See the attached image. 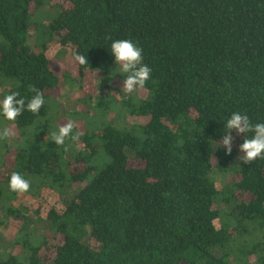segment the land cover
<instances>
[{
  "label": "trees",
  "instance_id": "16d2710c",
  "mask_svg": "<svg viewBox=\"0 0 264 264\" xmlns=\"http://www.w3.org/2000/svg\"><path fill=\"white\" fill-rule=\"evenodd\" d=\"M115 39L152 69L134 93ZM71 83L79 135L56 146ZM31 86L39 115L0 118V264H264V158L217 142L232 112L264 122V0H0V97Z\"/></svg>",
  "mask_w": 264,
  "mask_h": 264
},
{
  "label": "clouds",
  "instance_id": "9594fccd",
  "mask_svg": "<svg viewBox=\"0 0 264 264\" xmlns=\"http://www.w3.org/2000/svg\"><path fill=\"white\" fill-rule=\"evenodd\" d=\"M106 48L114 63V68L109 76L120 75L123 77L121 89L127 93H134L150 81L152 69L144 63V50L137 42L129 39H115ZM75 59L82 66L89 64L87 53L75 54ZM100 81L103 80L100 79ZM45 104L46 98L43 92L35 86H31L28 96H21L19 92L12 91L0 97V118L5 121H15L25 111L39 115ZM223 123L224 135L217 142L218 148H222L226 155L232 153L234 140L232 132H235L244 136L243 142L239 144V151L243 154L237 157L242 164L264 158V122L253 123L248 114L236 111L232 112ZM74 128L75 124L72 122L56 128H49L46 136L50 137L48 142H52L56 146H63L68 139L75 141L79 134L74 133ZM8 187L13 192L23 193L30 189V183L21 173L13 172L8 179Z\"/></svg>",
  "mask_w": 264,
  "mask_h": 264
},
{
  "label": "rangeland",
  "instance_id": "374dc122",
  "mask_svg": "<svg viewBox=\"0 0 264 264\" xmlns=\"http://www.w3.org/2000/svg\"><path fill=\"white\" fill-rule=\"evenodd\" d=\"M30 43H32V39L30 41ZM78 94V87L77 85H75L74 83L71 84H62V88L61 91L59 93L58 96V102L60 103V108L56 111V118L58 116V121L57 124L59 126H63L67 123H76L78 120L80 121L79 117H82L81 115L77 114L79 112H83V106H84V102L80 101V106L77 105V97L76 95ZM112 114V113H111ZM119 119L126 121L127 119L125 117H120ZM133 121V120H132ZM16 145V143L13 141V146L14 147ZM5 196V194H4ZM2 198L1 193H0V199ZM2 233L7 235V238L12 239L11 237H13L14 234V230H13V225L9 224L6 225V227L2 228ZM8 250H0V259L3 258V256L5 255V252ZM246 259V258H245ZM233 259L228 258L226 259V264H239L236 263L235 261H232Z\"/></svg>",
  "mask_w": 264,
  "mask_h": 264
}]
</instances>
